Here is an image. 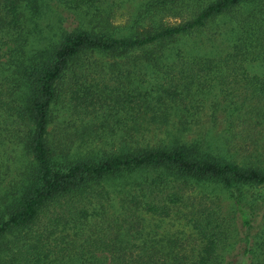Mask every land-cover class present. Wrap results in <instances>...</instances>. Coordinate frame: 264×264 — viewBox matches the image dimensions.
I'll use <instances>...</instances> for the list:
<instances>
[{"label": "trees", "instance_id": "trees-1", "mask_svg": "<svg viewBox=\"0 0 264 264\" xmlns=\"http://www.w3.org/2000/svg\"><path fill=\"white\" fill-rule=\"evenodd\" d=\"M178 2L147 0L119 33L115 0H0V146L18 142L25 165L22 179L0 189V264H264V193L256 189L264 168L224 160L176 132L153 145L140 132L144 122L171 132V117L184 124L181 115L199 111L216 88L236 110L264 105V0H200L176 24L132 32L151 8ZM199 31L188 56L180 40ZM89 52L151 65L160 79L119 93L114 105L127 108L131 125L104 150H81L71 134L68 143L49 138L67 77L76 107L92 95L80 83L84 67L75 68ZM206 184L232 199L228 216L184 194ZM179 214L186 234L148 225Z\"/></svg>", "mask_w": 264, "mask_h": 264}, {"label": "rangeland", "instance_id": "rangeland-1", "mask_svg": "<svg viewBox=\"0 0 264 264\" xmlns=\"http://www.w3.org/2000/svg\"><path fill=\"white\" fill-rule=\"evenodd\" d=\"M115 1L117 3L113 6L111 13V24L120 28L117 32L127 33L130 28L128 25L132 23L139 12H142L141 7L147 0ZM197 1L200 0H180L176 5L173 4V8L167 6L153 7L151 9H154L155 14L145 16V20L141 24L143 28L136 26L137 29H132V32L152 29L165 24H176L191 15L195 10L194 3ZM208 30H204L202 34L200 31L196 32L191 37L185 38L184 40L188 44L180 40L185 50L188 49L186 51L190 53L186 55L194 56L190 52V45L193 41L200 39V34L208 33ZM81 60L75 68L81 71L80 66L84 67L85 80L84 82L81 80L80 83L84 86L91 84L92 95L88 96L85 103L78 104L79 106L76 107L71 100L74 86L68 76L66 81L64 80L65 83H62L63 86L58 90L60 96L51 111L52 122L48 127L49 138L56 140V142L57 139H60L62 142L68 143L67 135L71 134L73 141L78 142L77 147L81 145V150H85L89 145L101 147L104 150L113 142L118 143L119 129L123 128V125H131L127 108H119L114 105L115 100L120 98L119 93L132 90V86L139 85L143 81L146 83H143L141 87H145L147 83L159 82V75L151 72V65L135 67L132 60L119 58L111 53L89 52ZM225 84L223 87H229V91L233 94L238 95L242 91L239 88V83L234 85L226 80ZM212 92L214 95L208 96L203 101V106L199 111L193 112L188 118L185 114L181 115V119L186 123L175 125L173 122L177 121V116L173 119L171 117L167 125L171 132H167L164 125L159 126L152 122H144L143 124L148 128L143 126L145 129L143 131L140 129L144 135L142 143L147 142L153 145L164 142L167 144L173 141L170 133L176 132L182 142H197L205 147L204 149L224 160L232 161L241 166L264 168V105H257L254 109L236 110L235 105L238 103L234 99L223 97L219 88L212 89ZM125 105L128 103L126 102ZM180 114L179 112L177 115ZM102 123L105 125L102 126ZM86 132H88L86 136H76V133ZM79 142L84 143L79 144ZM20 153L21 147L18 142L17 145L5 143L0 146V168L9 167L7 172L3 171V168L0 171V180H4L0 184V189L1 187L10 188L13 186L15 180L12 179H16L17 182L22 179L21 166L25 165L21 164L19 167V164L24 160ZM259 188H256L258 189L257 193H264V187ZM187 191L184 193L186 196L195 197L197 201L202 203L198 207L212 208L217 204L220 213L225 217L228 216L227 208L232 199H228L226 192L218 186L206 184L198 188L193 187ZM215 195L219 196L217 200ZM178 208L188 209L186 206ZM263 209L264 207H262ZM169 218L163 222L154 218H147V221L150 229H156L162 234H177L182 229L185 234L189 231L184 226L180 214L171 215ZM240 249L237 247L235 253Z\"/></svg>", "mask_w": 264, "mask_h": 264}]
</instances>
